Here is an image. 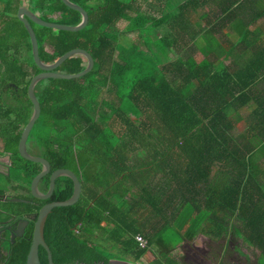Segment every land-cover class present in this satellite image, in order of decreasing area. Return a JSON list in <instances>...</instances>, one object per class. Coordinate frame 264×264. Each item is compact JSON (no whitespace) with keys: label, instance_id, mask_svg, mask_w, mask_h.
Segmentation results:
<instances>
[{"label":"trees","instance_id":"obj_1","mask_svg":"<svg viewBox=\"0 0 264 264\" xmlns=\"http://www.w3.org/2000/svg\"><path fill=\"white\" fill-rule=\"evenodd\" d=\"M70 1L88 13L79 31L32 23L42 61L73 48L94 61L82 77L49 78L44 89L52 124L76 125L82 181L74 204L47 215L44 238L52 260H67L81 244L109 253L108 242L134 261L150 255L146 264H182L169 256L175 245L156 253L151 246L189 209L217 228L199 229L193 219L182 240L199 230L226 239L231 227L260 251L258 264H264V30L248 28L264 17V0ZM35 2L46 21H80L61 0ZM120 20H127L123 30ZM159 29L153 45L164 61L148 55L150 34ZM85 64L71 56L55 71L76 73ZM247 105L253 106L243 116ZM72 190L70 181L57 184L52 201ZM136 234L146 239L144 248ZM29 246L19 240L11 264H25ZM46 254L42 248L43 264Z\"/></svg>","mask_w":264,"mask_h":264},{"label":"flooded vegetation","instance_id":"obj_2","mask_svg":"<svg viewBox=\"0 0 264 264\" xmlns=\"http://www.w3.org/2000/svg\"><path fill=\"white\" fill-rule=\"evenodd\" d=\"M19 5H23L22 0H0V52L5 51L8 54L7 58L0 55V264L13 263V256L17 253L15 247L19 240L31 243L34 227L31 217L41 206L52 201L56 185L60 183L69 185L70 181L73 189L72 180L60 176L54 181L52 193L46 197L53 171L60 168L71 170L78 178L82 190L81 174L78 169L79 137L76 125L72 122L70 130L64 129L54 126L48 119L44 94L46 84L42 80L33 88L39 111L29 127L24 142L26 154L40 160H30L20 154L19 142L23 129L34 114L28 84L31 77L40 70L30 57L23 55V43H27L29 38L19 33L25 29L16 17ZM6 67L11 71L4 77ZM36 176L38 178L34 188L39 196H35L32 189V180ZM25 219L27 222L21 235H18L17 226ZM228 241L230 242L229 239H225V243ZM42 248L44 247L39 245L38 255L41 264ZM210 250L211 248L206 246L198 249L190 247L184 257L198 264H220L224 258L223 253H219L215 260H210L208 259ZM228 256L230 259L234 258L231 253ZM258 262L257 260L250 264ZM232 263L244 264L237 262L236 259H233Z\"/></svg>","mask_w":264,"mask_h":264},{"label":"water","instance_id":"obj_3","mask_svg":"<svg viewBox=\"0 0 264 264\" xmlns=\"http://www.w3.org/2000/svg\"><path fill=\"white\" fill-rule=\"evenodd\" d=\"M61 1L67 7L74 9L80 13L81 18L77 24L66 25L62 23L46 21L42 19L39 15H37L35 12L27 8L26 6L19 5L17 7L16 17L23 24L28 34L30 48H31L32 61L34 65L40 70L39 73L31 77L29 84H28L30 98L34 106V114L32 115V118L27 124V126L23 129L22 136L19 142V150H20L21 156L28 158L30 160H35V161H39L40 159L29 156L28 154H26L24 150V142L28 134L29 127L32 125L39 111L38 101L33 94V88L40 80H44L47 78L72 79V78L82 77L83 75H85L92 69L93 63H94L91 54L82 48L70 49L64 52L62 55H60L53 62L47 63L40 59L39 50H38V40H37L34 27L32 26V23L37 24L39 26H43V27H49L53 29L66 30V31H79L80 29L84 28L88 23V13L82 6L70 0H61ZM71 56H82L86 61L85 67L79 72L70 73V74L55 71V69L63 61H65L67 58ZM41 161H43V163H46L44 160H41ZM38 176H36L32 180V185H33L32 189H33V194L35 196H39V194L36 193V190L34 188V184L36 183ZM60 176H66L72 180L73 191L70 197H68L65 200H54V201L47 202L46 204L41 206L38 212L33 214V216L31 217V219L34 221V227L32 231L31 243H30L27 255H26L25 264H41L39 260V255H38L39 245L43 246L47 251V264H137L131 261H125L108 252H105V251H102L96 248H92L86 245H82V244L78 245L74 249L71 257H69L67 260H58V261L52 260L50 250L47 244L45 243L44 236H43L44 225H45L47 215L50 213V211L54 207L68 206V205L74 204L78 200L80 196V191H81L80 182L78 178L75 176V174L67 168H60V169H56L55 171H53L50 175V184H49V189H48L46 197H48L52 193L53 188H54V181L57 177H60ZM12 200H16V199H12ZM26 222H27L26 219L24 221L19 222L17 229H16V232L18 235H21L23 228H24V224Z\"/></svg>","mask_w":264,"mask_h":264},{"label":"rangeland","instance_id":"obj_4","mask_svg":"<svg viewBox=\"0 0 264 264\" xmlns=\"http://www.w3.org/2000/svg\"><path fill=\"white\" fill-rule=\"evenodd\" d=\"M168 3L166 6L169 8ZM145 4L140 5V7L145 9ZM133 13H131L132 15ZM42 16V13L41 15ZM43 19V18H42ZM52 20H56L57 18H51ZM53 22V21H51ZM259 23H262V20H259ZM119 30H123L127 26V20H120L117 24ZM162 33L161 29L151 32L150 34V41L151 44H149V53L148 55H153L155 59H161L165 60V57L157 50V48L153 45L155 42V38ZM134 35V32L131 33H125L121 37V42L125 43L130 40V38ZM26 44V43H25ZM29 49H28V41H27V56L30 57ZM168 56H171V53L168 54ZM196 59L201 58V54L197 51L195 52ZM225 61L224 63H226ZM45 84L50 83V79L47 78L45 80ZM253 105H247L243 108H241L240 113L241 115L245 116L247 115L248 111L252 108ZM239 129L237 130V132ZM261 166H264V161L260 162ZM264 179V176L261 177ZM194 215L191 213V211L188 209L186 210L182 215H180L178 218L173 220L170 225L165 226L162 230H160L156 235V241L151 246L152 252L156 253L157 249L160 248V246H173L175 245V248L169 253V256L174 258L175 260L181 262L182 264H198L197 262H194L193 260L189 259L186 260L184 257L185 252L191 247L194 248H202L204 246L211 248V250L208 252L209 256L208 259L215 260L214 258H218L219 253H223L224 258L220 261V264H233L232 260L236 259L239 263L244 264H250L254 263L257 260H260L262 258L260 251L254 247L248 245L246 242L243 241L241 236H236L234 232H232V228H229V235L226 236V239L230 240L228 243H225V239L221 237V239H210V236L203 234L201 230H199L193 237L192 240H182L184 235V231L190 226L192 220L194 219ZM197 222L195 223L196 226L199 227V229H202V227H205L206 229L212 228L216 229L217 226L213 225L211 220L206 218L204 215L199 214L197 217ZM198 223H201L200 225ZM105 246L110 250L109 253L113 254L125 261H131L137 264H146V261L150 260V255L145 256L142 259H139L137 261H134V259L124 253L123 251L118 250L117 248L110 247V244L108 242H104ZM231 253L234 258L230 259L228 254Z\"/></svg>","mask_w":264,"mask_h":264},{"label":"crops","instance_id":"obj_5","mask_svg":"<svg viewBox=\"0 0 264 264\" xmlns=\"http://www.w3.org/2000/svg\"><path fill=\"white\" fill-rule=\"evenodd\" d=\"M23 2V5H25L27 8H29L30 10H32L33 12H35L37 15H41L42 13V9L36 4L35 0H22ZM202 11H200L201 13ZM259 20H262V23H259ZM204 25V22L200 21V26H203ZM260 26H262V29L264 30V17L263 18H259L258 20H256V22L254 23H251L248 28L250 30H254L257 28H260ZM224 31L227 33V32H230V29L228 28H225ZM20 35L25 37L24 33L19 31ZM261 40L264 41V32L261 34ZM29 42V40H27ZM29 49V48H28ZM29 53L31 54V52L29 51ZM0 55L3 56L4 58H7L8 54L4 51H1L0 52ZM23 55L28 57L27 56V43H23ZM202 56V55H201ZM30 58H31V55H30ZM11 69L9 67H6V71H5V76L4 77H7V74L8 72H10Z\"/></svg>","mask_w":264,"mask_h":264},{"label":"built area","instance_id":"obj_6","mask_svg":"<svg viewBox=\"0 0 264 264\" xmlns=\"http://www.w3.org/2000/svg\"><path fill=\"white\" fill-rule=\"evenodd\" d=\"M134 239L140 248H144L146 246V239L142 235L136 234Z\"/></svg>","mask_w":264,"mask_h":264}]
</instances>
